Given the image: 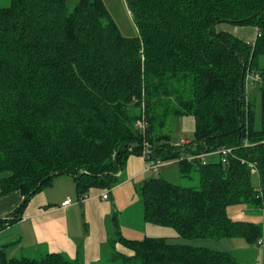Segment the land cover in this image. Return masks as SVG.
Segmentation results:
<instances>
[{
	"label": "trees",
	"instance_id": "obj_1",
	"mask_svg": "<svg viewBox=\"0 0 264 264\" xmlns=\"http://www.w3.org/2000/svg\"><path fill=\"white\" fill-rule=\"evenodd\" d=\"M127 3L134 37L121 33L103 0L0 6V194L24 197L0 219V230L59 175L74 178L79 202L92 188L110 192L127 159L147 147V162L175 161L182 176L199 179L194 186L145 179L136 191L147 222L172 226L180 236L242 237L264 248V223L227 212L243 204L264 214V0ZM221 23L255 26L258 34L244 41L218 30ZM254 76L260 128L256 96L246 89ZM184 116L194 119L193 138L174 142L164 129ZM114 221L112 255L124 263L240 264L231 252L165 237L126 238L117 213ZM117 243L132 253L117 250ZM0 258L2 264H87L62 252L8 257L0 249Z\"/></svg>",
	"mask_w": 264,
	"mask_h": 264
},
{
	"label": "crops",
	"instance_id": "obj_2",
	"mask_svg": "<svg viewBox=\"0 0 264 264\" xmlns=\"http://www.w3.org/2000/svg\"><path fill=\"white\" fill-rule=\"evenodd\" d=\"M217 29L244 41H253L258 34L255 26L231 27L221 23ZM147 170L143 156L131 155L119 171V183L111 189L108 198H103V189L92 188L81 202L74 178L66 174L57 176L52 185L31 198L17 222L0 230V249L9 250V257L39 258L47 253L62 252L73 259L80 257L87 264L98 262L107 248L112 249L114 214L123 216L125 194L130 190L137 193L135 187L147 179ZM23 198L20 191L0 194V219L7 218ZM67 199H71V203L63 205ZM123 225L120 224L122 234ZM116 248L123 253H132L120 243Z\"/></svg>",
	"mask_w": 264,
	"mask_h": 264
},
{
	"label": "rangeland",
	"instance_id": "obj_3",
	"mask_svg": "<svg viewBox=\"0 0 264 264\" xmlns=\"http://www.w3.org/2000/svg\"><path fill=\"white\" fill-rule=\"evenodd\" d=\"M79 1L80 0H67V4L69 7H73ZM103 2L112 19L116 22L124 36L134 37L138 34L136 21L128 7L127 0H103ZM10 3L11 0H0V6H8ZM224 24L231 27L237 26L231 23ZM260 61L264 65V59L262 60L261 58ZM246 84L247 91L254 94L253 96H256V116L254 126L255 128H260L262 123L261 93L258 89L259 84H257L254 77H250L248 80H246ZM194 124L195 123L192 116L171 118L169 119L168 125L165 127L164 132L171 135L172 141L184 143V139L187 140L189 138H193ZM148 166H150V162L147 163V167ZM152 176L165 177L168 180L183 186H194L199 182L198 175L195 173H193L191 178L182 176L179 172V164L175 161L161 163L157 172H153L151 169L147 170L146 177L150 178ZM252 177L253 183L257 185L259 183V177L256 174ZM136 196L137 193L135 190H130L127 194H125L127 201L126 203L122 202V204H124L121 209L123 210V216H118L119 224H124L122 230L126 237L133 239H143L146 236L165 237L169 242L173 243L202 246L211 248L213 250L231 252L237 258L240 264H264V248L251 245L242 237L226 238L221 240L210 237H185L180 236L177 230L172 226L147 222L144 219L143 206L139 193L138 198ZM246 207L247 206L243 204L231 205L227 208L228 215L234 220H247L251 222L264 223V214L262 209H259L260 211H252ZM112 230L114 236V227ZM111 250V248H107L104 252L106 254L103 256V258H101V260L90 264H132L124 263V261L119 258L114 259ZM7 252L8 257L11 256V254L9 255V250H7ZM0 264H2L1 258Z\"/></svg>",
	"mask_w": 264,
	"mask_h": 264
},
{
	"label": "built area",
	"instance_id": "obj_4",
	"mask_svg": "<svg viewBox=\"0 0 264 264\" xmlns=\"http://www.w3.org/2000/svg\"><path fill=\"white\" fill-rule=\"evenodd\" d=\"M254 79H257L256 76H254ZM227 151H230V149H226L222 152L223 155L226 154ZM150 153V151L147 149V147L145 148V150L143 151L142 155L143 157L145 156H148V154ZM150 162V166H148V169H151L153 172H157L159 170V166L161 163H164V162H161V161H158V162H154V161H149ZM148 163V162H147ZM103 198L106 199L108 198L109 196V192L108 191H105L103 192ZM71 203V199H67L63 202V205H68ZM264 241V239H261V242Z\"/></svg>",
	"mask_w": 264,
	"mask_h": 264
},
{
	"label": "water",
	"instance_id": "obj_5",
	"mask_svg": "<svg viewBox=\"0 0 264 264\" xmlns=\"http://www.w3.org/2000/svg\"><path fill=\"white\" fill-rule=\"evenodd\" d=\"M244 70H245V67H244ZM244 92V73L241 77V94Z\"/></svg>",
	"mask_w": 264,
	"mask_h": 264
}]
</instances>
